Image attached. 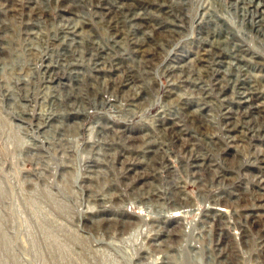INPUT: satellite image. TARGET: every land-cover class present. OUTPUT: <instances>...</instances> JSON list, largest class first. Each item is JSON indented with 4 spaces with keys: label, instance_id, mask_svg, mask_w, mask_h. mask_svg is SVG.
Instances as JSON below:
<instances>
[{
    "label": "rangeland",
    "instance_id": "obj_1",
    "mask_svg": "<svg viewBox=\"0 0 264 264\" xmlns=\"http://www.w3.org/2000/svg\"><path fill=\"white\" fill-rule=\"evenodd\" d=\"M0 264H264V0H0Z\"/></svg>",
    "mask_w": 264,
    "mask_h": 264
},
{
    "label": "bare ground",
    "instance_id": "obj_2",
    "mask_svg": "<svg viewBox=\"0 0 264 264\" xmlns=\"http://www.w3.org/2000/svg\"><path fill=\"white\" fill-rule=\"evenodd\" d=\"M239 1V0H238ZM261 5V4H260ZM245 95V94H244ZM255 99V98H254ZM251 100V99H250ZM247 102V101H246ZM249 113H252L251 111ZM248 115V114H247Z\"/></svg>",
    "mask_w": 264,
    "mask_h": 264
}]
</instances>
